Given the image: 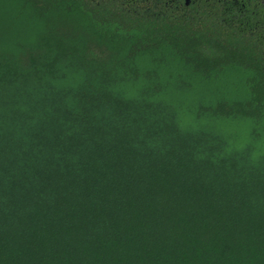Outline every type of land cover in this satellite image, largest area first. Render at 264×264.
<instances>
[{
  "label": "trees",
  "instance_id": "trees-1",
  "mask_svg": "<svg viewBox=\"0 0 264 264\" xmlns=\"http://www.w3.org/2000/svg\"><path fill=\"white\" fill-rule=\"evenodd\" d=\"M261 8L0 0V264H264Z\"/></svg>",
  "mask_w": 264,
  "mask_h": 264
},
{
  "label": "flooded vegetation",
  "instance_id": "flooded-vegetation-1",
  "mask_svg": "<svg viewBox=\"0 0 264 264\" xmlns=\"http://www.w3.org/2000/svg\"><path fill=\"white\" fill-rule=\"evenodd\" d=\"M163 2H165L166 5H174L176 7L197 4L216 9L222 8L223 15L237 14V11H239L238 14L242 18H250L251 12L262 7V17L264 18V0H163ZM258 15L259 13H257L255 17H258Z\"/></svg>",
  "mask_w": 264,
  "mask_h": 264
}]
</instances>
